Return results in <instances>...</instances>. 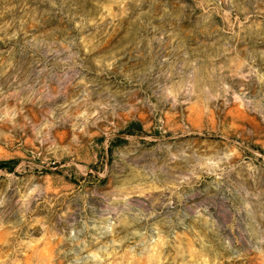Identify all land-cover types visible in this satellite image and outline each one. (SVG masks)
Returning <instances> with one entry per match:
<instances>
[{"label":"rangeland","instance_id":"rangeland-1","mask_svg":"<svg viewBox=\"0 0 264 264\" xmlns=\"http://www.w3.org/2000/svg\"><path fill=\"white\" fill-rule=\"evenodd\" d=\"M0 264H264V0H0Z\"/></svg>","mask_w":264,"mask_h":264}]
</instances>
